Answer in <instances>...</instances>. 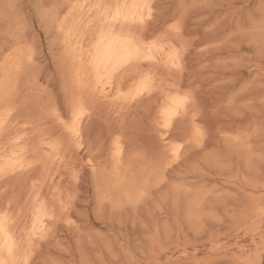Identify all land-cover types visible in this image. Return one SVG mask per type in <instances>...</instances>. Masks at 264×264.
<instances>
[{
    "label": "rangeland",
    "instance_id": "1",
    "mask_svg": "<svg viewBox=\"0 0 264 264\" xmlns=\"http://www.w3.org/2000/svg\"><path fill=\"white\" fill-rule=\"evenodd\" d=\"M71 2L73 0H0V81L5 87L9 84L4 67L11 68L17 61L15 58L18 56L20 61L23 54L18 51L19 42L13 39L21 26L23 44L35 53L33 62L25 64L18 76L13 75L10 84L36 124L34 129L33 120L25 121L14 114L15 126L10 134L14 137L19 131L27 136L29 144L38 141L37 129H43L45 135H61L62 129L47 117L46 108L51 104L63 117L69 115L65 89L71 83L76 65L70 48L63 43L53 45L50 39L54 33L53 23L42 17L37 5L52 7ZM153 2L161 6L183 2L189 6L182 34L183 40L188 41L182 58L183 70L169 71L163 64L153 66V75L159 80L158 91L130 103L116 101L112 96L93 100L89 90H84L89 112L82 121L84 143L100 145L99 160L108 169L100 181L112 199L124 200L138 187L151 183L149 177L154 164L170 157V153L164 152L166 145L153 123L166 102V92L183 94L191 90L200 109L197 122L208 134L200 147L185 145L181 149V159L165 172L166 181L152 184L149 199L131 212H113L110 204L101 203L97 197V178L84 166L80 168L79 183H72L61 168L51 165L52 170L44 173L43 178L36 173L34 178L41 180V200L47 201L49 206L54 196L60 197L61 193L67 196L69 192L74 195L70 215L81 227L77 231L64 224L58 225L52 238L40 243L33 254V264H81L82 260L90 264H109L116 258L142 260L146 258L145 249L152 233H157L165 242L163 251L156 257L164 264L177 258L184 260L205 255H210L216 264H233L242 252L256 251L259 232L254 236L247 231L246 224L251 222L248 213L260 195L257 185L264 180V160L260 157L264 138L253 133L261 118L260 99L264 93L257 78L262 0ZM9 4L18 7H6ZM56 12L58 21L64 20L66 15L67 21L81 19L79 14L69 15L64 7L56 8ZM175 12L173 7L167 9L166 14L170 18ZM88 19L87 16L83 19L82 31L87 28ZM91 32L89 29L83 45L92 39ZM172 43L180 46L181 41ZM69 50L71 53H67ZM121 78L125 92L129 86L133 87V81L127 76ZM250 104L255 106V111L249 110ZM25 122L29 124L26 129ZM244 132L250 133L247 140L250 149L244 144L230 142V137ZM116 137L120 138L123 150L119 165L112 163ZM170 140L182 142L175 133ZM11 148L9 138L0 137V153ZM138 152L143 153V158L136 157ZM87 157L86 147L73 158V163L82 165ZM30 183L29 180L25 185L19 178L9 179L7 183L0 181L3 187L9 188V195L14 189L23 199H27ZM177 184L191 191L177 193L173 187ZM3 203L7 207V201ZM194 203L198 204L195 211L206 219L205 230L199 234L188 218ZM212 217H219L223 223ZM17 220L12 225L22 242L26 226L30 228L32 220ZM213 238L218 245L214 252L211 251Z\"/></svg>",
    "mask_w": 264,
    "mask_h": 264
},
{
    "label": "snow or ice",
    "instance_id": "2",
    "mask_svg": "<svg viewBox=\"0 0 264 264\" xmlns=\"http://www.w3.org/2000/svg\"><path fill=\"white\" fill-rule=\"evenodd\" d=\"M8 8L18 7L15 4L6 5ZM42 17L54 26V33L50 37L53 45L63 43L70 48L74 62L85 63L92 69L94 80L86 81L81 75L80 69L72 73L71 83L66 86L65 95L68 102L69 115L63 117L54 105L49 104L46 108L47 117L55 120L62 129L60 136L54 133L44 134L43 129H37L39 136L35 144H29L27 136L19 131L11 136L10 129L14 127L13 118L33 120L32 127L36 124L34 117L26 113L25 106L21 103L17 90L10 86L13 75H19L25 64H31L35 55L31 47L23 44V26L16 30L13 39L18 41V51L23 55L20 61L9 68L4 67L7 74L9 86L5 87L0 81V137L7 136L12 145L10 153L0 155V181L7 183L9 179L19 178L27 185L31 181L27 191V199L18 197L15 190L9 195V188L0 184V192L3 199L0 200V264H33V254L37 251L41 242H47L52 238L54 231L60 224L67 225L73 230H79L81 225L71 218L73 210L74 195L69 192L67 196L61 193L60 197H53L51 206L47 201L41 200V180L34 178L39 173L41 178L44 173L51 171L50 165L61 168L72 183H79L81 179V166L91 170L97 178V197L101 203L107 202L111 205L113 212L123 213L138 210L144 202L149 199V191L152 184L159 185L166 181L165 172L173 164L181 159V149L185 145L200 147L207 136V130L197 122L200 109L196 105L191 90L183 94H168L165 104L160 109L158 118L153 121L155 130L161 141L166 145L164 152L170 153L162 161L154 164L149 180L143 186L138 187L133 193L127 194L124 200L112 199L110 193L103 187L100 177L105 175L108 169L100 163L99 155L101 147L99 144L84 143V128L82 121L88 115V103L84 97V90H89L93 100L99 98L108 99L106 89L112 87L118 77L127 76L133 81V87L126 92L119 89L118 99L124 103L136 101L139 98L150 96L158 85L153 75V66L163 64L169 71L181 72L183 70V53L188 47V41L183 40L184 19L189 6L183 2L175 5L166 4L161 6L153 0H73L67 5H37ZM64 7L68 14H79L83 20L89 17L88 28L92 30V39L88 41V47L82 44L84 35L80 28L74 24L72 29L66 30L63 21H58L56 8ZM175 7L176 12L168 18L167 9ZM261 22L259 31V68L257 78L261 88H264V0L261 3ZM67 19V15L65 16ZM246 38H247V34ZM180 40V46L172 43ZM74 42V43H73ZM85 57L89 59L86 61ZM147 62V63H145ZM255 83V81L253 82ZM97 94H99L97 96ZM231 101L229 104L231 105ZM249 110L255 111L254 105H248ZM261 118L253 129V133L264 138V93L260 99ZM18 123V122H17ZM29 124L24 123V128ZM175 133L181 143L171 142L170 137ZM250 133L244 132L230 137V142L247 143ZM119 137L113 141L115 150L112 153V163L119 165ZM87 147L88 157L83 164L73 163V158L79 155L80 150ZM31 148V153H29ZM136 157L143 158V153H136ZM260 157L264 160V151ZM11 187V186H9ZM176 192L191 191L183 185H173ZM257 187L260 190L258 201L252 205L248 213L252 217L251 222L246 224L247 231L255 236L259 232V241L256 243V251L242 252L233 260V264H264V180ZM255 199V198H254ZM7 201L5 207L3 201ZM157 207H159L157 205ZM198 204L188 212V218L194 225V231L199 234L205 230L206 219L195 211ZM18 209V211H17ZM162 210V209H161ZM30 218L31 227L26 226L24 237L21 243H17L10 234V225L14 224L17 218ZM218 223H223L219 217H212ZM49 223H44V221ZM37 225H40L37 227ZM150 243L145 249V259L135 260L129 258L127 261L119 258L109 264H164L156 259L159 252L163 251L165 242L157 233L149 237ZM215 251L218 245L215 238L212 240ZM188 255L187 252L184 253ZM257 257L260 259L257 260ZM81 264H90L82 260ZM167 264H216L210 256L205 255L199 258L184 259L177 258L175 261H168Z\"/></svg>",
    "mask_w": 264,
    "mask_h": 264
},
{
    "label": "bare ground",
    "instance_id": "3",
    "mask_svg": "<svg viewBox=\"0 0 264 264\" xmlns=\"http://www.w3.org/2000/svg\"><path fill=\"white\" fill-rule=\"evenodd\" d=\"M128 2L129 3H131L132 2V0H128ZM63 22H64V27H65V29L66 30H68V29H72L73 28V26H74V24L76 25V27L77 28H80L81 29V26L83 25V23H84V21L83 20H81L80 18H72V19H70V20H62ZM88 21H89V19H88ZM88 21H86L85 23H86V25H87V32L89 31V29H88ZM86 25H85V27H86ZM86 29H85V31H86ZM85 31H83V33H84V35H83V37H82V44H83V42H84V38H85V36L88 34L87 32H85ZM92 33V32H91ZM92 35H93V33H92ZM91 38V37H90ZM87 42V41H86ZM74 43V42H73ZM85 44H87V43H85ZM85 48H87L88 47V44L87 45H83ZM70 52V50L67 52V53H69ZM21 53V52H20ZM71 53V52H70ZM19 54V53H18ZM21 55V54H20ZM23 55V54H22ZM73 57V56H72ZM18 56L15 58L17 61H18ZM72 59V58H71ZM89 58L88 57H85V60L87 61ZM16 61V62H17ZM71 63H73V62H71ZM75 63H76V65H75V68H73V69H75V71L77 70V69H80V72H81V75L84 77V79L86 80V81H92V80H94V73L92 72V69L90 68V67H88V65L85 63L84 65H81L80 63H79V61L78 60H76L75 61ZM147 63V62H146ZM162 64V63H161ZM72 65V64H71ZM164 66V65H163ZM74 71V70H73ZM155 71V70H154ZM170 78V77H169ZM161 80V79H160ZM159 82V80L158 79H156V82ZM161 83V82H160ZM122 84H123V79L121 78V77H118L116 80H115V83H114V85L112 86V87H109L108 89H106L105 91H106V94H107V96H108V98L109 97H116V96H118V91H117V89H119V91H121V92H125L124 90H123V86H122ZM131 85H132V82H131ZM161 87V86H160ZM166 87H168V86H166ZM129 88H131L130 86H129ZM169 88V87H168ZM174 88V87H173ZM172 88V89H173ZM86 90V89H85ZM128 90V89H127ZM157 90V89H156ZM160 90V89H159ZM158 91V90H157ZM155 92V91H154ZM169 93L168 92H166V95H168ZM87 95V94H86ZM173 95H175V94H173ZM98 96V95H97ZM91 97V96H90ZM165 98H167V96L165 97ZM112 99V98H111ZM116 101L118 100V99H115ZM165 100V99H164ZM160 111V110H159ZM89 113V112H88ZM89 115V114H88ZM24 127V126H23ZM23 134H25V133H23ZM113 144V143H112ZM122 145V144H121ZM115 147V146H114ZM11 150H12V148L8 151V152H6V153H10L11 152ZM122 152H123V150H122V146H120V144H119V156H118V159L120 160V157H121V155H122ZM5 154V153H4ZM4 154H1L0 153V155H4ZM123 176V175H122ZM124 177V176H123ZM120 181H123L122 180V178H121V180ZM128 183V182H127ZM118 184V183H117ZM25 218H27V217H25ZM18 221V220H17ZM44 223H46L47 224V221L45 220L44 221ZM40 225H37V227H39ZM17 227H15V229H16ZM10 234L12 235V237H13V239L19 244V243H21V239L18 237V235L16 234V232L14 231V229H13V225H10Z\"/></svg>",
    "mask_w": 264,
    "mask_h": 264
}]
</instances>
